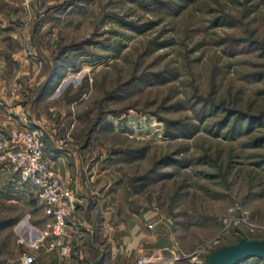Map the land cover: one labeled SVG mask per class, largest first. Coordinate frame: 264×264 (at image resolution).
<instances>
[{"label": "rangeland", "instance_id": "obj_1", "mask_svg": "<svg viewBox=\"0 0 264 264\" xmlns=\"http://www.w3.org/2000/svg\"><path fill=\"white\" fill-rule=\"evenodd\" d=\"M0 13L17 29L4 58L21 60L0 71L21 77L30 115L17 130L40 132L55 169L79 165L112 228L137 222L149 243L123 264H207L264 241V0H0ZM46 223L35 190L0 173V262L44 264Z\"/></svg>", "mask_w": 264, "mask_h": 264}, {"label": "crops", "instance_id": "obj_2", "mask_svg": "<svg viewBox=\"0 0 264 264\" xmlns=\"http://www.w3.org/2000/svg\"><path fill=\"white\" fill-rule=\"evenodd\" d=\"M5 18L6 16H3V14L0 13V24L4 22ZM3 34H6L7 37L2 38ZM16 34L17 29L5 28L0 25V67L2 68L5 67V64L8 61L12 63L13 67L15 65H21L20 58L17 60V56L13 55L15 52L14 48L12 49V54H7L9 57L4 58L5 51L8 47L7 43L8 41L15 42ZM16 48H18L17 45ZM4 71V69L0 71V137L23 127L25 125L23 121L26 120V116H30L24 111V108H27V106L22 105L19 81L21 77L16 76V74L7 76ZM5 81L8 83H5ZM27 81H25V83ZM47 160L52 165L54 164L53 159L47 158ZM57 160L66 161L67 159L57 158ZM77 162H79V160H77ZM56 170L59 172L63 180H65L77 194L78 201L76 209L72 217L68 220L66 237L67 243L70 244L72 249L70 257L65 259H60L54 254H43L44 264H92V261H89L92 253L86 248V239L93 242L98 236L95 234L97 229L93 228V225L87 220L94 219L95 214L97 215L99 222H101V226L99 227L100 233L98 232L99 236L100 234L103 236L106 240V244L103 246L98 241L93 242L94 245L92 247L99 251V256L94 260L93 264L100 262L102 259L106 260L105 264H120L121 262L123 264L124 256L130 253L134 248H137V252L142 253L143 250H140L139 248H144V244L149 243V240H146L142 232L139 233L140 227H138L137 222L135 223L131 220L128 224L121 223L119 226L112 228L109 220L111 216V208L109 207L104 211L101 207V205L107 203L108 197H106L101 190H98L99 192L94 191L95 187L85 185L79 165L76 167V170L75 168L73 170L71 169L72 171L69 170L66 165H63ZM91 179L93 180V178ZM117 232L122 236L120 241L119 239L114 238V234ZM117 244H122L120 250L118 249Z\"/></svg>", "mask_w": 264, "mask_h": 264}, {"label": "built area", "instance_id": "obj_3", "mask_svg": "<svg viewBox=\"0 0 264 264\" xmlns=\"http://www.w3.org/2000/svg\"><path fill=\"white\" fill-rule=\"evenodd\" d=\"M9 168L16 172L20 184L36 191L43 215L48 219L45 233L32 245V249L54 254L60 259L70 257L72 248L66 237L68 220L76 209L77 194L45 157L43 139L38 130H15L0 137V173ZM35 263L32 254L22 255L14 263L0 262ZM136 264L151 262L144 258Z\"/></svg>", "mask_w": 264, "mask_h": 264}, {"label": "water", "instance_id": "obj_4", "mask_svg": "<svg viewBox=\"0 0 264 264\" xmlns=\"http://www.w3.org/2000/svg\"><path fill=\"white\" fill-rule=\"evenodd\" d=\"M252 258L264 261V241L242 239L235 245L214 251L207 264H240Z\"/></svg>", "mask_w": 264, "mask_h": 264}, {"label": "trees", "instance_id": "obj_5", "mask_svg": "<svg viewBox=\"0 0 264 264\" xmlns=\"http://www.w3.org/2000/svg\"><path fill=\"white\" fill-rule=\"evenodd\" d=\"M58 69H60V68L57 67V68H55V69L53 70L52 76H54V75H56V74L58 73ZM47 85H49V84H47ZM47 85L45 86V89L43 90V92H45V90L47 89V87H48ZM43 95H44V93L41 95V97H42ZM46 220H47V223H48V219H47V218H46ZM47 223H46V224H47ZM240 241H241V240H240ZM240 241H239V242H240ZM239 242H238V243H239ZM236 244H237V243H236ZM208 260H209V259H208ZM250 260H256V259H255V258H252V259H249V260H245V261L241 262L240 264H243V263L248 262V261H250ZM257 260L264 262L263 260H260V259H257ZM105 261H106V260L102 259L100 262H96V264H105Z\"/></svg>", "mask_w": 264, "mask_h": 264}]
</instances>
